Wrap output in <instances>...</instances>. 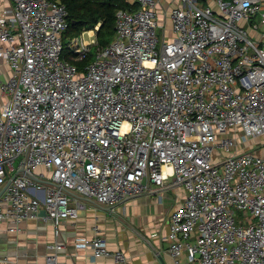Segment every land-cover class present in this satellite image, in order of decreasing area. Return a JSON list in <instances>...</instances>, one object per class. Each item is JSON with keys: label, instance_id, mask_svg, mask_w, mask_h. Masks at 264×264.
Instances as JSON below:
<instances>
[{"label": "built area", "instance_id": "obj_1", "mask_svg": "<svg viewBox=\"0 0 264 264\" xmlns=\"http://www.w3.org/2000/svg\"><path fill=\"white\" fill-rule=\"evenodd\" d=\"M131 1L83 68L72 60L85 59L100 24L70 39L67 58L62 0H12L0 13V62L12 69L0 84V191L11 179L0 232L42 210L59 232L87 208L75 194L115 205L174 184L186 189L167 236L176 263L264 264V154L248 145L264 136V46L243 25L264 26V0ZM40 166L39 180L18 172ZM80 245L134 264L101 235ZM48 248L57 264L61 245Z\"/></svg>", "mask_w": 264, "mask_h": 264}, {"label": "crops", "instance_id": "obj_2", "mask_svg": "<svg viewBox=\"0 0 264 264\" xmlns=\"http://www.w3.org/2000/svg\"><path fill=\"white\" fill-rule=\"evenodd\" d=\"M11 5L12 0H0V13ZM166 20L169 21L170 17L161 13L160 21ZM259 20L260 15L253 18L255 22ZM243 25L264 46V26L254 29L250 23ZM11 74L10 65L2 60L0 84ZM8 97L0 86V105ZM254 139L249 146L263 140L257 139L256 142ZM255 150L261 151L259 143ZM45 171L40 166L34 174ZM75 196L82 199L87 208L77 218L63 220L59 232L52 220L44 218V210L38 217L21 222L16 232L3 229L0 232L1 264H47V256L52 251L48 245L54 243L61 245L56 250L57 264H118L111 257L95 259L92 248L80 245L83 238L96 235L103 236L111 250L125 251L134 264H184L186 254L176 263L170 254L171 242L167 238L171 215L186 197L184 186L151 185L143 193L126 197L115 205L102 204L79 194Z\"/></svg>", "mask_w": 264, "mask_h": 264}, {"label": "trees", "instance_id": "obj_3", "mask_svg": "<svg viewBox=\"0 0 264 264\" xmlns=\"http://www.w3.org/2000/svg\"><path fill=\"white\" fill-rule=\"evenodd\" d=\"M68 9L69 26L64 32V46L68 45V41L74 37L80 36L83 32L95 29L96 43L85 59L72 61L80 68L84 64L94 59L95 53L109 45L116 36V12L121 9H136L139 5L131 0H62ZM64 48V49H65ZM65 57H74L75 54H64Z\"/></svg>", "mask_w": 264, "mask_h": 264}, {"label": "rangeland", "instance_id": "obj_4", "mask_svg": "<svg viewBox=\"0 0 264 264\" xmlns=\"http://www.w3.org/2000/svg\"><path fill=\"white\" fill-rule=\"evenodd\" d=\"M170 27H171V23H170V20H169V21H167V36H171ZM95 35H96V32H95ZM158 36H159V38H160V40L162 42L163 36H164L163 28H159L158 29ZM85 37L91 39L90 33L86 32L85 33ZM69 47L71 48L70 40L68 41L67 47L64 49V54H69L70 53V48ZM257 139H263L262 141L258 140V143L260 144V149H261V151H259V152L262 153V154H264V136H259V137L255 138L254 140L257 142ZM258 143H256V144H258ZM242 146H245L246 147L247 144L244 143ZM19 160L20 159L17 160L16 164L19 163Z\"/></svg>", "mask_w": 264, "mask_h": 264}, {"label": "water", "instance_id": "obj_5", "mask_svg": "<svg viewBox=\"0 0 264 264\" xmlns=\"http://www.w3.org/2000/svg\"><path fill=\"white\" fill-rule=\"evenodd\" d=\"M18 172H22L23 174L27 175L28 177L35 179V180H38V177L33 172L27 171L24 167H22ZM10 182H11V179H9L8 182L6 183V185L1 189L0 195L6 190V188L10 184ZM146 182H147V179L144 180V183H146Z\"/></svg>", "mask_w": 264, "mask_h": 264}]
</instances>
